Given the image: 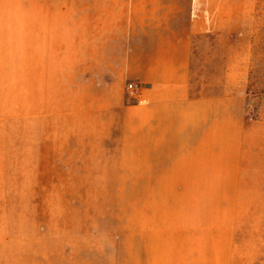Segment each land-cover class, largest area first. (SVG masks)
I'll return each instance as SVG.
<instances>
[{
  "label": "crops",
  "instance_id": "obj_1",
  "mask_svg": "<svg viewBox=\"0 0 264 264\" xmlns=\"http://www.w3.org/2000/svg\"><path fill=\"white\" fill-rule=\"evenodd\" d=\"M253 7L20 0L19 19H0V139L19 121L38 172H114L131 189V258L110 264H232L244 181L264 171V118L247 116L242 72ZM198 33L224 50L220 94L190 92ZM127 82L140 87L136 101ZM7 196L0 145L2 238Z\"/></svg>",
  "mask_w": 264,
  "mask_h": 264
},
{
  "label": "rangeland",
  "instance_id": "obj_2",
  "mask_svg": "<svg viewBox=\"0 0 264 264\" xmlns=\"http://www.w3.org/2000/svg\"><path fill=\"white\" fill-rule=\"evenodd\" d=\"M253 2L242 72L250 109L264 118V0ZM8 18H20V0H0V19ZM223 54L214 34L192 37V94L223 91ZM26 136L14 121L4 125L0 139L8 192L0 264H110L131 258V189L118 188L114 172H38L36 141ZM253 174L238 203L232 264H264V171L258 173L262 178Z\"/></svg>",
  "mask_w": 264,
  "mask_h": 264
},
{
  "label": "built area",
  "instance_id": "obj_3",
  "mask_svg": "<svg viewBox=\"0 0 264 264\" xmlns=\"http://www.w3.org/2000/svg\"><path fill=\"white\" fill-rule=\"evenodd\" d=\"M202 19L207 21V16L203 14ZM139 89L140 87L137 83L127 82L125 85V93L127 99L130 101H136L138 99ZM247 116L249 119H253L255 117V112L249 109Z\"/></svg>",
  "mask_w": 264,
  "mask_h": 264
}]
</instances>
